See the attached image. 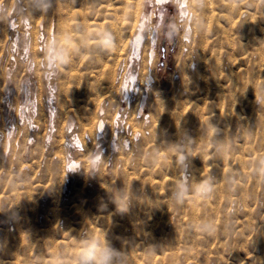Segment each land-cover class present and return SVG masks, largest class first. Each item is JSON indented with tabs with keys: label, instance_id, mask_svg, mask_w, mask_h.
<instances>
[{
	"label": "rangeland",
	"instance_id": "1",
	"mask_svg": "<svg viewBox=\"0 0 264 264\" xmlns=\"http://www.w3.org/2000/svg\"><path fill=\"white\" fill-rule=\"evenodd\" d=\"M56 1L59 2L55 3V0H33V2L32 0H0V264H192V261L199 264L197 260L200 261V264L203 262L204 264L205 262L206 264H264V261L261 260L262 257L259 258V256L264 258V245L262 243L264 242V238H262L264 237V176L262 177L264 175V128L261 129L258 126L259 119L264 124V68L262 66L264 59L259 60V58H264L262 56L264 55L262 52L264 51V43L261 42V40L264 41L262 39L264 36L262 35L263 24L261 18L263 17L261 15L264 7L262 6L263 10L259 7L262 4L264 5L263 0H257L255 3L254 0H250L251 5H245L250 10L244 6L246 11H252L249 14L253 15L258 12L257 15H254L256 17L254 18L258 20L259 24L261 23L260 25L257 20H250L249 16H247L249 20L246 17L247 23L245 22V25H241L237 22L239 20L235 19V23L229 27V23L224 20L223 13L226 15L231 11V14L235 17L238 13L235 8L236 3L247 0L238 2L235 0L233 2L236 14L233 12V7L232 9L230 7L225 9V2L221 3V0H211L208 4L207 8H212L214 15L219 11L216 16H219L218 20H220V24L222 23L221 27L225 28L229 34L232 33L231 38L233 41H239V44L234 41L229 45L222 40L219 41L220 33L212 26L214 25V28L220 27L219 23L216 22L218 20L209 19L210 24L207 23L208 29L205 28L204 32L207 39H204L206 41L202 42L203 45L201 44V48L206 51L201 50L198 52L204 53L203 55L208 58L206 61V63H209L207 64L208 67H210L212 61L211 70L204 66L202 59H199L202 53L198 55L197 50L201 48L197 49V46H193L196 45L195 40H198L197 15H199V11L197 9L199 10V6L196 5L198 1L187 0V11L182 12L177 0H163L162 3L159 0H133L132 2L129 0L132 6L139 7V9L143 7L141 10L147 17L149 15V20L146 17L145 26L143 25L141 28L143 31L141 33L145 35L142 36L138 51L132 55V58L128 60L129 62L127 61V66L123 71L121 70V78H118L124 80L125 75L129 74L134 77L133 81L126 79L128 86L122 90V93H118L117 104L110 103L105 99L100 101L102 109H96L97 116L103 121L101 134H98V129H94L95 131L89 134L88 131H83L82 126L78 124L80 118L82 123H85L86 121H83L88 120V117L92 115L89 113L90 104L87 103H92L89 100L93 98V92L87 88V85H84L86 81L88 84L89 81H91L90 83L93 82L94 79H92L90 70L94 71L96 62L91 59L92 50L88 48L86 50V44H88L86 39L88 41L89 38L91 41V38H96L98 33L102 35L105 29L104 21L106 20L105 24H108L120 15L115 17L113 12L106 11L112 8L109 4L113 1L110 0H71L70 4L67 3L70 0ZM208 1L201 0L202 4L205 2L206 5ZM216 1H218L219 6L220 3L224 6L222 5L223 7L220 6L221 8H219ZM25 2L27 4H24ZM138 4L140 5L138 6ZM90 5L92 8H89ZM102 7L106 10L104 11ZM79 9H83L84 13L83 10L80 12ZM222 10L225 12L222 13ZM86 12L87 14H85ZM84 14L88 16H83ZM140 15L137 14L138 17ZM62 16L64 22L61 20ZM82 17L88 18L90 21L88 19L82 21ZM104 17L105 19H103ZM97 19L101 22V25L103 24L102 26L99 21H96ZM211 20L212 22L214 20V22H210ZM221 21L224 22V25ZM254 22L255 24L252 25ZM10 23H12V26L9 25ZM82 23L86 25L83 26ZM8 26L12 27L13 30ZM61 26H64L69 34L67 32L63 33V30L62 33H58V27H60L61 32ZM241 26H244L245 29H242ZM214 30H216V33ZM241 30L244 31V35ZM8 31L11 32H9L10 35H7L9 34ZM233 31L236 33L233 34ZM35 34L36 36H34ZM215 34L218 36H214ZM81 35L82 37H80ZM209 35L210 37H208ZM250 35H252V40L249 37ZM79 38L80 40H78ZM209 38H213V40L210 39L211 42H208ZM214 38H217L218 43L214 41ZM249 39L252 42H248ZM241 41L245 43L242 44L245 45L243 49H241L242 46L237 48V45H241ZM258 41L262 44L259 45ZM78 43L81 44L78 45ZM208 43L212 45L209 44V46ZM253 43L262 46L263 49L258 48L257 45V48H255L256 46L254 47ZM233 44L236 46L234 47ZM217 45H223V49H227L224 51L221 48L222 46L217 47ZM33 46L37 49L35 53H33ZM228 47H234L235 56L233 50L231 49V52ZM62 49L63 51L66 49L68 53L66 51L64 53L68 55L63 54ZM151 49L154 53H151ZM214 49H216V55H214ZM239 50L241 56L238 55ZM70 52L71 54H69ZM244 52H246L244 54L246 58L248 56L247 59H244L245 56L242 57ZM210 53H212V57L215 56L213 57L216 58L215 62L220 60V56L222 58L220 62L222 61L223 65L226 64V66H222V63L218 61L222 67H220L221 71L213 68L215 63ZM260 53L262 54L260 55ZM208 55L210 59L207 57ZM225 55H228L227 57L231 56V60ZM238 56H240V60H237L239 59ZM252 57L253 61L251 60ZM64 58L69 62H65L67 60H64ZM259 61L263 62H260L263 70ZM200 64L202 66H198ZM255 64L259 65L257 69L252 67ZM194 65L197 70L194 69ZM223 67L227 69L225 70ZM251 67L256 70L254 71ZM231 68L235 71L232 72ZM243 68L248 70L242 72ZM250 68L252 69L251 72ZM237 69H242L240 70L241 73L237 71L238 76L235 75ZM200 70H203L201 76L204 74L203 76L206 77L202 76V78L200 76L202 80L198 76ZM230 71L234 73L233 78H231L232 73L230 77ZM216 72H218L217 75ZM220 73L221 75L218 76ZM148 75L151 76L150 83L147 82ZM210 75L211 78H208ZM251 75L254 76L253 81ZM88 78L91 80H88ZM249 78L251 82L248 80ZM208 80H210V83H208ZM217 80L219 84H216ZM232 80L233 83L227 85L226 81L229 84ZM240 80L243 84H240ZM245 80L248 84L250 82L254 86L256 92L260 93V98L258 95L255 96V92L249 90L248 86L246 87L248 84ZM244 82L246 85H244ZM143 83L145 84L143 85ZM197 83L201 85V89ZM203 84H205L204 88ZM219 85L221 87H218ZM197 86L198 88H196ZM229 86H231V91ZM143 87H145V90ZM239 87L241 88L240 93L244 96L243 101H241L242 95L238 93ZM141 88L143 89L141 90ZM216 89H219L218 92H220L218 93ZM228 89L229 92H227ZM233 89L236 90L233 91ZM89 92H91V95H89ZM231 92L232 94L235 92L233 96L236 93L235 96L239 94L241 96L240 100L232 95L229 96ZM142 94L146 95L144 101H141L144 97ZM153 94L156 96L159 94L162 100L167 101L165 105L170 108V112L173 111L174 114L179 113L185 117L182 120L184 123L182 124L184 126L182 131H174L171 120H168L169 117L163 115L160 117L162 122L161 134L150 137L153 123L152 115L155 116L152 104ZM219 94L220 96H218ZM223 94H225V97ZM81 96H84L85 99ZM149 96H151L150 99ZM90 97L92 98L90 99ZM229 97H232V99ZM86 98L87 101H85ZM227 99H229V104L226 103ZM252 99L254 105L251 104ZM74 102L79 103V106L81 105V107L78 106L79 109L76 108L79 118L74 116L72 119L62 118L64 116L59 112L61 107L65 106V111L69 108L73 109ZM142 102V112L137 114L138 107ZM240 102L241 104H237ZM255 102L258 103V106ZM225 103L228 106L227 108ZM82 106L85 107L82 108ZM173 107H175L174 110H171ZM221 109L222 113L219 111ZM183 111L185 115L182 113ZM208 111L213 120L208 115ZM188 113H190V116ZM221 114H224L227 118ZM131 117L138 123L135 124V121L130 123ZM170 117L173 118V116ZM222 118L225 120L220 122ZM63 120L66 122L64 123ZM131 124H135V126ZM62 125L65 129L63 130L64 133L60 128H63ZM208 126L210 127L208 128ZM222 126L223 130H221ZM218 127L219 130L224 132V136L229 141L225 144L223 153H219L217 140L213 138L214 135L212 136L213 133H211L215 129L218 132ZM133 130L138 131V134ZM60 131L63 135L60 134ZM65 133L69 137H66ZM59 136L62 137V140ZM30 141L32 142L30 143ZM137 143H143V147H136ZM82 145L87 146L85 149L89 147L91 153L96 156L93 164H90L88 168H84L82 161H80L81 153L85 150ZM257 153H262V155L258 156ZM60 155L67 160L69 158V161L74 163L73 169L62 173L63 176L59 171ZM247 157L248 164H246ZM260 157L261 160L258 161ZM235 158L237 159L235 160ZM175 161L180 162L179 167ZM170 164H176L177 170L179 172L183 170V173H181H185L186 178L183 183L185 185L181 188L182 193L181 190L172 192L170 186L163 180V177L169 171ZM223 166L230 168L231 175L229 177L232 178H229L231 184L228 186V195L234 198L235 200H231L236 203L229 200L231 197L228 201L225 198L223 199L220 194L217 197L215 194L211 195L205 187L207 183L218 184L220 182ZM217 167L218 172H214V170L211 172L213 168ZM233 169L235 172H233ZM240 169H243L245 174H242ZM249 171H253V174ZM191 173L193 176H191ZM251 174L255 179L250 176ZM248 176L249 178H247ZM154 179L158 181L160 187ZM190 179L194 181L191 182ZM160 181L164 182V185ZM197 181L199 184H197ZM234 181L239 187L233 184ZM187 182L192 183L191 188L188 187L189 183L187 185ZM243 189L246 195L243 193ZM198 190L201 194L197 193ZM187 194L191 197L190 200H185ZM121 198L127 201L128 208L125 213H120L117 208L116 201ZM225 200L228 207L224 203ZM155 201H158L157 205L154 204ZM212 205L213 208H211ZM216 206L221 209H217ZM169 207L170 209H168ZM241 209H245L246 212L240 211ZM207 210L208 212H206ZM192 211L193 214H191ZM187 212L188 215H186ZM209 212L210 214L212 212V214L208 221ZM214 214H218V216ZM165 216H167V220L164 221L163 217ZM211 219L215 220L212 221ZM245 220L249 221L250 224L244 225L246 224ZM252 220L255 222H252ZM182 221L183 224H181ZM254 223L255 226H253ZM200 224H204V228L199 229ZM198 229L201 231H198ZM259 229H261V232H256ZM189 233L190 235H188ZM260 233L262 234L260 235ZM251 237L253 238L251 239ZM255 240L256 242L259 240L258 243H260L255 244ZM100 245H103V250L98 251L93 256V250L99 249ZM256 246L263 247L260 249ZM188 251H191L189 255ZM193 258L194 260H192Z\"/></svg>",
	"mask_w": 264,
	"mask_h": 264
},
{
	"label": "bare ground",
	"instance_id": "2",
	"mask_svg": "<svg viewBox=\"0 0 264 264\" xmlns=\"http://www.w3.org/2000/svg\"><path fill=\"white\" fill-rule=\"evenodd\" d=\"M90 1V0H89ZM94 1H99V0H94ZM109 1V0H108ZM111 2H107V3H111V4H109V6H111L112 8L110 9V10H106V9H104V7H102V9H104V11L106 10V11H109V12H113V14H114V16L116 17L117 15H120V16H118L117 17V19H115V20H113L114 19V17H113V19H111V20H113V21H111L110 23L108 22V20H107V22H108V24L106 23L105 24V21H104V25H105V29L103 30L104 31V33L102 34V35H99V33L97 34V36H96V38L94 37V39H92L91 38V41L89 40V38H88V41H87V39H86V43H88V44H86V50H87V48L88 49H91L92 50V60H94L95 62H96V64H95V67H94V71H92V70H90L91 71V74H92V79H94L93 80V82L92 83H90L91 81H89V84L87 83V81H86V83H85V85L84 86H86L87 85V88L88 89H90L91 90V92H93V98L92 97H90V99L91 100H89L90 102H92V103H87V104H90L89 106L91 107V109L89 110V113L90 114H92L91 115V117L89 116H87L89 119L88 120H84L83 122H85V123H82V120H80L79 119V121H78V124H80L81 126H82V129H83V131H85V132H89V134L91 133H93L95 130L94 129H98L97 131L99 132L98 134H101V130H102V126H103V121L101 120V119H99V117L97 116V112H96V109H102V107H101V105H100V101L101 100H107L108 102H110V103H116L117 104V102H116V98L118 97V93H122V90H124V89H126V86H128V84H127V81H126V79L127 80H131V82L133 81V78L134 77H132L131 75H129V74H127V75H125V77H124V80H120V79H118V78H121V70L123 71V69L125 68V66H127V61L128 60H130L131 58H132V55H134V53L136 54V52L138 51V49H139V46L141 45V40H142V36L143 35H145L144 33L142 34L141 33V28H142V26L145 24L144 23V21H145V18L147 17L146 16V14L141 10V9H139V7H136V6H132L131 5V3H129V0H110ZM133 0H131V2H132ZM159 1H161V0H159ZM186 1L187 0H177V2H178V6H180V10L182 11V12H185V11H187L186 9L188 8V6L186 7ZM196 1H198V3L196 4L197 6H199V10L197 9V11H199V15H197L198 16V27H197V29H198V40H195V42H196V45H193V46H197V49L200 47L201 48V44H202V42L203 41H206V40H204V39H207V37H206V33L204 34V32H205V28L206 29H208L207 28V23H209L208 21H209V19L211 18V19H213L214 18V20L216 19V20H218L219 18V16H216L218 13H219V11H218V13L216 14V15H214L213 14V12H212V8H207V6H208V4L211 2V0H209L208 1V3H207V5H206V3L204 2V4H202V2H201V0H196ZM200 1V2H199ZM238 1H241V0H237L236 2H238ZM32 2H33V0H32ZM57 2H59V1H56L55 0V3H57ZM61 2V1H60ZM67 2V1H66ZM65 2V3H66ZM101 2V1H100ZM106 2V1H105ZM194 2V1H193ZM217 3H218V1H216ZM216 2H215V4H216ZM223 2H225L224 3V5H225V9H226V7H230V9H232V7H233V12H235V10H234V7L236 8V12H238L237 13V15L234 17L233 16V14H231V11L229 12V13H227L226 15L223 13V12H225V11H223L222 10V13H223V15H224V17L223 16H220V17H223L224 18V20L225 21H227L228 23H229V27H230V25H232V24H234L235 23V19H238L239 21H237V22H239L241 25H245V22H246V17L247 16H249V18H251L250 20H257V19H255L256 17L254 16V15H257V13L258 12H256V13H254L253 15L252 14H249V12L248 11H246V9H245V7H247V6H245V5H248V4H250L251 5V1L250 0H247V1H245V2H240V3H236V5L235 4H233V2H235V0H221V3H223ZM255 2H257V0L255 1L254 0V3ZM263 2H264V0H263ZM67 3H71V0H70V2H67ZM79 3V2H78ZM84 3V2H83ZM91 3V2H90ZM221 3H220V6H222L221 5ZM261 3V2H260ZM24 4H27L26 2L24 3ZM38 4V3H37ZM80 4V3H79ZM100 4V3H99ZM105 3L103 2V5H104ZM133 4V3H132ZM39 5V4H38ZM59 5H60V3H59ZM66 5H68V4H66ZM65 5V6H66ZM84 5H85V3H84ZM92 5V4H91ZM90 5V6H91ZM101 5H102V3H101ZM101 5H99V6H101ZM102 5V6H103ZM140 4H138V6H139ZM195 5V4H194ZM223 5V6H224ZM235 5V6H234ZM261 5V4H260ZM34 6V5H33ZM40 6V5H39ZM80 6V5H79ZM86 6V5H85ZM98 6V7H99ZM107 6V5H106ZM143 6V5H142ZM211 6V5H210ZM213 6V5H212ZM217 6H219V3H218V5ZM219 6V8H221ZM222 6V7H223ZM245 6V7H244ZM254 6V5H253ZM264 7V5L262 4L261 6H259V7H261V10H263V7ZM53 7V6H52ZM67 7V6H66ZM70 8H71V6H69ZM97 7V6H96ZM141 7V6H140ZM214 7V6H213ZM251 7V6H250ZM34 8V7H33ZM41 8V7H40ZM58 8V7H57ZM61 8H63L62 6H61ZM89 8H92V6L91 7H89ZM95 8V7H94ZM94 8H93V10H94ZM244 8V9H243ZM248 8V7H247ZM60 9V8H59ZM71 9H73V7L71 8ZM71 9H70V12H71ZM84 9V8H83ZM83 9H79L80 10V12H82L81 10H83ZM100 9H101V7H100ZM214 9V8H213ZM249 10H250V8H248ZM259 10H260V8H258ZM257 9V10H258ZM41 10H42V8H41ZM40 10V11H41ZM53 10V9H52ZM56 11H58L57 9H55ZM92 10V9H91ZM229 10V9H228ZM252 10V9H251ZM261 10H260V12H261ZM73 11V10H72ZM253 11H255V10H253ZM64 12H65V9H64ZM68 12H69V10H68ZM91 12V11H90ZM95 12V11H94ZM97 12V11H96ZM236 12H235V14H236ZM30 13V12H29ZM32 13V12H31ZM56 13H58V12H56ZM60 13V12H59ZM67 13V12H66ZM65 13V14H66ZM74 13V12H73ZM72 13V14H73ZM83 13H84V10H83ZM101 13V12H100ZM250 13H252V11L250 12ZM263 13H264V10H263V12H262V15L261 16H263V17H261L262 18V24H263V27H262V29H263V33H262V35L264 36V15H263ZM63 14V13H62ZM71 14V13H70ZM81 14V13H80ZM85 14H87V12L85 13ZM83 15V16H88V15ZM97 14H98V12H97ZM104 14V13H103ZM109 14V13H108ZM108 14H107V16H108ZM137 14H141L140 15V17H138L137 16ZM60 15H61V13H60ZM79 15V14H78ZM148 15V14H147ZM64 16V15H63ZM62 16V21H63V17ZM66 16V15H65ZM81 16H82V14H81ZM95 16V15H94ZM112 16V15H111ZM111 16H110V18H111ZM216 16V17H215ZM259 16H260V13H259ZM56 17V16H55ZM58 17V16H57ZM98 17L100 18V16L98 15ZM148 17H149V15H148ZM148 17H147V19H148ZM255 17V18H254ZM66 18V17H65ZM102 18V17H101ZM56 19V18H55ZM79 19V18H78ZM83 19H88V18H83L82 17V21H83ZM103 19H105V17L103 18ZM222 19V18H221ZM59 20V19H58ZM57 20V21H58ZM64 20H66V19H64ZM89 20V19H88ZM91 20H92V17H91ZM102 20V19H101ZM149 20V19H148ZM214 20H213V22H214ZM247 20H249L248 19V17H247ZM90 21V20H89ZM96 21H99L98 19L96 20ZM116 21V22H115ZM220 20H218V21H216V22H218L219 23V25H220V27H217V28H214V25H212L213 26V29H216L217 30V32H219L218 34L220 35V40L219 41H224V43H226V44H232L234 41L232 40V33H230L229 34V32L227 31L226 32V29L225 28H223V27H221L222 25V23L220 24V22H219ZM12 22V21H11ZM64 22V21H63ZM62 22V23H63ZM100 22V21H99ZM210 22H212V20L210 21ZM212 22V23H213ZM221 22H223V21H221ZM253 22V21H252ZM35 23V22H34ZM55 23H56V20H55ZM59 23H61V22H59ZM59 23H57V24H59ZM79 23V22H78ZM85 23V22H84ZM84 23H82V25L83 26H85L86 24H84ZM86 23H88L87 21H86ZM103 23V22H102ZM238 23V24H239ZM247 23V22H246ZM251 23V22H250ZM257 23L259 24V22H258V20H257ZM12 23H10L9 25L10 26H12L11 25ZM63 24H65V23H63ZM210 24V23H209ZM217 24V23H216ZM249 24V23H248ZM255 24V22L254 23H252V25H254ZM261 24V23H260ZM259 24V25H260ZM100 25H101V22H100ZM103 25V24H102ZM101 25V26H102ZM218 25V24H217ZM223 25H224V22H223ZM251 24H250V26H252ZM10 26H8V28L10 27ZM60 26V25H59ZM68 26V25H67ZM78 26V25H77ZM81 26V25H80ZM88 26V25H87ZM145 26V25H144ZM227 26H228V24H227ZM238 26V25H237ZM97 27V26H96ZM215 27H216V25H215ZM225 27V26H224ZM228 27V28H229ZM244 26H241V28L242 29H245V28H243ZM253 27V26H252ZM11 29H12V27H10ZM69 28V27H68ZM85 28V27H84ZM90 28V27H89ZM232 29H233V27H231ZM251 28V27H250ZM259 28V27H258ZM53 29V28H52ZM86 29V28H85ZM100 29V28H99ZM102 29V28H101ZM144 29V28H143ZM211 29H212V27H211ZM225 29V30H224ZM231 29V30H232ZM252 29V28H251ZM259 29H261V28H259ZM9 30V29H8ZM13 30V29H12ZM62 30H63V33L64 32H67L68 33V30L66 31V29L64 28V26H61V32H60V27H58V33H62ZM216 30H214L215 31V33H216ZM231 30H229V31H231ZM240 30V29H239ZM254 30V29H253ZM54 31V30H53ZM70 31H72V30H70ZM82 31V30H81ZM88 31V30H87ZM87 31H86V33H87ZM90 31H91V29H90ZM93 32H96V31H94V30H92ZM242 31V32H241ZM240 32L243 34L244 33V31L243 30H241ZM10 31H8L7 33H9ZM31 32V31H30ZM56 32V31H55ZM55 32H54V34H55ZM101 32V31H100ZM143 32V31H142ZM210 32H211V30H210ZM209 32V33H210ZM232 32V31H231ZM246 32V31H245ZM11 33V32H10ZM10 33L9 34H7V35H10ZM85 33V35L88 37V35ZM234 33H236V32H234L233 31V34ZM5 34V33H4ZM12 34H13V32H12ZM52 34H53V32H52ZM69 34V33H68ZM81 34H83V33H81ZM212 34H213V32H212ZM212 34H210V35H212ZM222 34H224L223 36H222ZM241 34V35H242ZM255 34V33H254ZM62 35V34H61ZM210 35L208 36V37H210ZM244 35V34H243ZM6 36V35H5ZM34 36H36V34L34 35ZM60 36V35H59ZM63 36V35H62ZM61 36V37H62ZM84 36V35H83ZM197 36V35H196ZM213 36V35H212ZM211 36V37H212ZM214 36H216V34L214 35ZM218 36V35H217ZM216 36V37H217ZM257 36V35H256ZM60 37V38H61ZM65 37V36H64ZM80 37H82V35L80 36ZM144 37V36H143ZM153 37V36H152ZM205 37V38H204ZM249 37H251V40L253 39L252 38V35H250ZM248 37V38H249ZM254 37V36H253ZM259 37V36H258ZM35 38V37H34ZM197 38V37H196ZM262 38V36L260 37V39ZM56 39H57V35H56ZM152 39V38H151ZM210 39L211 38H209L207 41L209 42L210 41ZM215 40L214 41H216V43H218V40H216L217 38H214ZM219 39V38H218ZM246 39V38H245ZM260 39L258 38V40L260 41ZM262 39H264V38H262ZM62 40V39H61ZM78 40H80V38L78 39ZM211 40H213V38L211 39ZM254 40H256V39H254ZM57 41V40H56ZM83 41H84V39H83ZM90 41V42H89ZM105 41H110V43H105ZM152 41H155V40H152ZM258 41V44L259 45H261L260 44V42ZM211 42V41H210ZM235 42H239L238 40H236ZM248 42H252V41H250V39L248 40ZM261 42H263L264 43V41L263 40H261ZM34 44H36L35 42H33ZM57 43V42H56ZM205 43V42H204ZM207 43V42H206ZM215 43V44H216ZM236 43V44H237ZM257 43V42H256ZM33 44V45H34ZM81 43H78V45H80ZM210 43H208L207 45H209ZM215 44H213V45H215ZM220 44V43H219ZM235 44V43H234ZM233 44V45H234ZM239 44V43H238ZM242 44H245V43H242V41H241V45H237V48L238 47H240L241 48V46H242V48L241 49H243V46H245V45H242ZM203 45V44H202ZM210 45H212V44H210ZM209 45V46H210ZM257 45V44H256ZM256 45H254V43H253V46L255 47ZM259 45H257L258 46V48L260 47ZM36 46V45H35ZM219 46H222L221 48L223 49V45H219ZM218 45H217V47H219ZM236 45H234V47H235ZM252 46V45H251ZM257 46L255 47V48H257ZM67 47V46H66ZM84 47V46H83ZM82 47V48H83ZM203 47V46H202ZM225 47V46H224ZM227 47V46H226ZM230 47V46H229ZM228 47V48H229ZM233 47V48H234ZM262 47V46H261ZM260 47V48H261ZM31 48V47H30ZM78 48H79V46H78ZM196 48V47H195ZM215 48H216V46H215ZM233 48H229L230 50L232 49L233 50ZM237 48H236V50H237ZM263 48H264V46H263ZM263 48H261V49H263ZM32 49H33V53H35L36 51L35 50H37V49H35V47L33 46L32 47ZM84 49H85V47H84ZM211 49H213V48H211ZM211 49H210V51H211ZM218 49V48H217ZM227 49V48H226ZM225 49V50H226ZM240 49V50H241ZM153 49H151V53H154L153 51H152ZM201 50H203L202 48L199 50H197V53H199L198 51H201ZM219 50V49H218ZM224 50V49H223ZM224 50V51H225ZM232 50H231V52H232ZM239 50V51H240ZM264 50V49H263ZM65 51L67 52V50L65 49ZM65 51H63V49H62V52H63V54H66V53H64ZM68 51H69V48H68ZM75 51V50H74ZM194 51H196L195 49H194ZM206 51V50H205ZM204 50H203V52H205ZM209 51V52H210ZM213 51H215V54L214 55H216V49H214ZM220 51V50H219ZM234 51H235V49L233 50V55L235 56V54H234ZM238 51V50H237ZM242 52H243V50H241ZM241 51H240V53L238 54V55H240L241 56ZM245 51V50H244ZM255 51V50H254ZM259 51V50H258ZM212 52V51H211ZM222 52V51H221ZM221 52H220V54H221ZM228 52V51H227ZM230 52V51H229ZM246 52H247V54H248V51H247V48H246ZM246 52H244V53H242L243 55H242V57H244L245 55L244 54H246ZM251 52H253V51H251ZM263 53H264V51H262ZM68 53V52H67ZM197 53H195V55H197ZM200 53H202V52H200ZM200 53L198 54V55H200ZM219 53V52H218ZM236 53V52H235ZM56 54V53H55ZM69 54H71V52L69 53ZM204 53H202V55L200 56V58L199 59H202V61H203V63H204V66H207V64H209V63H206V61L208 60V58H206L204 55H203ZM206 54H208V53H206ZM225 54H226V52H225ZM258 54H259V52H258ZM262 53H260V55H261ZM32 55V54H31ZM37 55V54H36ZM66 55H68V54H66ZM65 55V56H66ZM198 55H197V57H198ZM212 55V53H210V56ZM222 55V54H221ZM233 55H232V57H233ZM249 55V54H248ZM254 55V54H253ZM39 56H40V54H39ZM70 56V55H69ZM224 56V55H223ZM226 56V55H225ZM228 56V55H227ZM226 56V57H227ZM230 56V55H229ZM240 56H238L239 57V59H237V60H240ZM250 56H251V54H250ZM262 56H264V55H262ZM196 57V58H197ZM207 57H209V55L207 56ZM212 57V56H211ZM213 57H215V56H213ZM212 57V58H213ZM231 57V56H230ZM230 57H227L228 59L230 58ZM237 57V56H236ZM36 58V57H35ZM37 58H38V55H37ZM129 58V59H128ZM219 58H220V60L222 59L220 56H219ZM225 58V57H224ZM247 58H248V56H247ZM246 58V56H245V58L244 59H247ZM259 58V57H258ZM257 58V59H258ZM209 59H210V57H209ZM216 59V58H215ZM215 59L213 58V60H214V63H215V66H213V68L215 69V70H220L221 71V69H220V63H222V66H226V64H224L223 65V62L221 61L220 62V60H217V62H215ZM227 59V60H228ZM233 59H234V57H233ZM243 59V60H244ZM264 58L262 57V58H259V60H263ZM35 60V59H34ZM64 60H67V59H65L64 58ZM92 60L90 61L89 59H88V61H90V62H92ZM230 60H231V58H230ZM229 60V61H230ZM235 60V59H234ZM236 60V61H237ZM242 60V59H241ZM249 60V59H248ZM252 61L254 60L253 59V57H252V59H251ZM32 61H33V59H32ZM220 63H219V62ZM233 61V60H232ZM231 61V62H232ZM245 61V60H244ZM244 61H243V64H244ZM247 61V60H246ZM65 62H69V60H67V61H65ZM129 62V61H128ZM260 62L261 63H263L262 61H259V64H260ZM211 63H212V61L210 62V67H208L207 66V68H210L209 70H211ZM213 63V64H214ZM228 63V62H227ZM230 63V62H229ZM237 63V62H236ZM255 63V62H254ZM94 64H92V65H94ZM196 64V63H195ZM230 64H232V63H230ZM230 64H229V66H230ZM240 64V63H239ZM246 64V63H245ZM237 65V64H236ZM241 65V64H240ZM198 66H202V64H200V65H198ZM203 66V67H204ZM232 66V65H231ZM255 66H257V64H255L254 66H252L253 68H258L259 67V65L257 66V67H255ZM263 66V68H264V64L262 65ZM262 66H261V64H260V67H261V69H262ZM234 67V66H233ZM237 67V66H236ZM251 67V68H252ZM92 68V67H91ZM90 68V69H91ZM198 68H200V67H198ZM205 68V67H204ZM222 68V67H221ZM223 68H225V67H223ZM227 68H228V66H227ZM227 68H225V70L227 69ZM235 68V67H234ZM240 68H242L241 66H240ZM250 68V72H251V70L253 69H251ZM191 69H193V67H191ZM194 69H195V65H194ZM206 69V68H205ZM247 69V68H246ZM246 69L244 70V68H243V71L242 72H244V71H246ZM256 69H253L254 71L256 70ZM195 70H197V69H195ZM229 70V69H228ZM228 70H227V74H228ZM231 70H232V68H231ZM240 70H242V69H240ZM240 70H236V76H238L237 74V71H239L240 73H241V71ZM248 70V69H247ZM263 70V69H262ZM203 71V70H202ZM201 70L199 71V73H200V75H199V73H198V76H199V78H200V76H201V72H202ZM204 71H206V70H204ZM207 71H208V69H207ZM223 71V70H222ZM235 71V70H234ZM233 70H232V72H234ZM264 71V70H263ZM210 72V71H209ZM231 71H230V77H231V73H232ZM248 72V71H247ZM205 73V72H204ZM211 73V72H210ZM214 73V72H213ZM217 73L218 72H216L215 74L217 75ZM252 73H253V75H254V72L252 71ZM223 74V73H222ZM234 73H232V77L231 78H233L234 77V75H233ZM243 74V73H242ZM190 76L192 75V73L191 74H189ZM204 74H202V76H203ZM221 75V73L218 75V76H220ZM241 75V74H240ZM201 76V77H202ZM213 76H215V75H213ZM252 76V75H251ZM89 77L91 78V76H90V73H89ZM146 77H147V75H146ZM145 77V78H146ZM151 77V76H150ZM149 77V75H148V79H147V82L148 83H150L151 82V78ZM203 77H205V76H203ZM202 77V78H203ZM224 77H225V75H224ZM90 78H88V80L90 79ZM198 78V77H197ZM206 78V77H205ZM208 78H211V75H210V77H208ZM207 78V79H208ZM217 78V77H216ZM226 78V77H225ZM224 78V79H225ZM231 78H228V79H231ZM236 78V77H235ZM238 78V77H237ZM251 78V77H250ZM250 78L248 79L249 81H250ZM190 79V77L188 78V80ZM222 79V78H221ZM240 79V78H239ZM254 80V76H252V78H251V80ZM87 80V79H86ZM91 80V79H90ZM200 80H202L201 78H200ZM199 80V81H200ZM205 80V79H204ZM213 80H216V79H213ZM233 80H235V79H233ZM233 80H232V82H229V84H228V82L226 81V83H227V85H230V84H232L233 83ZM237 80V79H236ZM235 80V81H236ZM242 81H243V79H241ZM241 80H240V84L242 83L243 84V82H241ZM252 80V81H253ZM153 81V80H152ZM209 82L208 83H210V80H208ZM230 81V80H229ZM239 81V80H238ZM246 81V80H245ZM197 82V81H196ZM196 82H195V84H196ZM207 82V81H206ZM247 82V81H246ZM251 82V81H250ZM250 82H249V84H248V82H247V84L248 85H246V83L244 82V85H246V87L249 89V90H251V91H253V92H255L254 94H255V96H257L258 95V97L260 98V96L261 95H259L260 93H258V92H256L257 90H255L254 89V86L252 85V84H250ZM134 83V82H133ZM132 83V84H133ZM187 83H188V81H187ZM191 83V82H190ZM202 83H204L203 81H202ZM139 84V83H138ZM145 83H143V85H144ZM194 84V83H193ZM198 84V86H199V88H200V84L199 83H197ZM216 84H219L218 83V80H217V83ZM235 84H236V82H235ZM238 84V83H237ZM130 85H131V83H130ZM134 85V84H133ZM148 85V84H147ZM150 85V84H149ZM188 85V84H187ZM209 85V84H208ZM220 85H222L221 83H220ZM218 86V87H221V86ZM243 85V86H244ZM137 86V85H136ZM152 87H153V85H151ZM198 86L196 87V88H198ZM204 86H205V84H203V88H204ZM225 86V85H224ZM232 86H234V85H232ZM236 86V85H235ZM242 86V87H243ZM185 87H186V85H185ZM191 87V86H190ZM189 87V88H190ZM207 87V86H206ZM217 86H216V88H218ZM227 87V86H226ZM231 86H229V88H230ZM144 88V90H145V87H143ZM143 88H141V90L143 89ZM203 88H202V90H203ZM228 88V87H227ZM233 88V87H232ZM235 88V87H234ZM245 88V87H244ZM148 89H149V86H148ZM151 89V88H150ZM156 89V88H155ZM186 89V88H185ZM195 89V88H194ZM201 89V88H200ZM206 89V88H205ZM208 89V88H207ZM222 89V88H221ZM220 89V90H221ZM224 89H226V88H224ZM237 89V88H236ZM236 89H233V91L234 90H236ZM240 87H239V94L240 95H242V93H240ZM247 89V90H248ZM138 90V92H140L139 91V89H137ZM143 90V91H144ZM217 90V89H216ZM219 90V89H218ZM218 90H217V92H218ZM244 90V89H243ZM246 90V89H245ZM121 91V92H120ZM143 91H141V92H143ZM155 91V90H154ZM153 91V92H154ZM205 91H207V90H205ZM204 91V92H205ZM226 91V90H225ZM230 91H231V88H230ZM91 92H89L90 94L89 95H91ZM146 92V91H145ZM188 92V91H187ZM201 92V91H200ZM216 92V91H215ZM220 92V91H219ZM218 92V93H219ZM227 92H229V89H228V91ZM241 92H243L242 90H241ZM157 93H158V91H157ZM217 93V94H218ZM225 93V92H224ZM235 93V92H234ZM233 93V94H234ZM257 93V94H256ZM149 94V93H148ZM155 94V93H154ZM153 94V96H154V98H153V101H152V104H153V109H154V111H155V116L154 115H152V117H153V123H152V125H151V130L150 131H152V133H151V135H150V137H152V136H156L157 134H161V121H160V117H162L163 115H164V117H169V121L172 123V127H173V129H174V131H176V132H180V131H182L183 130V128H184V126L182 125V124H184L183 123V121L182 120H184V118L185 117H183V115L182 114H179V113H177V114H174L173 113V111H171L170 112V108L167 106L166 107V103H167V101L165 102L164 100H162L161 99V96L158 94L157 96L156 95H154ZM188 94L190 95V93L188 92ZM221 94V93H220ZM220 94L218 95V96H220ZM226 94V93H225ZM225 94H223V96L225 95ZM228 94H230V93H228ZM233 94H232V92H231V94L229 95V96H233ZM237 94V93H236ZM235 94V95H236ZM238 94V95H239ZM146 95H147V93H146ZM146 95L144 96L143 94H142V96H144V97H142V99H141V101L143 100L144 101V98L146 97ZM150 95V94H149ZM233 96V97H235L236 99H239V98H241V96L239 97L238 95L237 96ZM244 95H245V92H244ZM84 96H87V95H84ZM84 96H81V97H83V99H85L84 98ZM252 96V98H253V94L251 95ZM138 97V96H137ZM140 97V96H139ZM222 97V96H221ZM225 97V96H224ZM226 97H228L227 95H226ZM243 95H242V100L241 101H243ZM246 97V96H245ZM78 98V97H77ZM151 98V96H149V99ZM178 98V97H177ZM230 98V97H229ZM255 98V97H254ZM79 99V98H78ZM82 99V100H83ZM179 99H180V97H179ZM202 99V98H201ZM222 99L224 100V98L222 97ZM230 99H232V97L230 98ZM234 99V98H233ZM256 99V98H255ZM178 100V99H177ZM203 100V99H202ZM219 100V99H218ZM221 100V99H220ZM229 99H227L226 100V103L228 102V104H229V101H228ZM240 100V99H239ZM253 100V99H252ZM251 100V101H252ZM84 101V100H83ZM85 101H87V98H86V100ZM84 101V102H85ZM137 101H139V100H137ZM140 101V102H141ZM179 101H181V100H179ZM195 101V100H194ZM198 101H199V97H198ZM246 101V100H245ZM249 101H250V99H249ZM80 102V101H79ZM219 102V101H218ZM221 102V101H220ZM224 102V101H223ZM234 102H235V99H234ZM83 103V102H82ZM138 103V102H137ZM226 103H225V105H226ZM232 103V102H231ZM246 103V102H245ZM251 103V102H250ZM254 103V100H253V102L251 103L252 105H254L253 104ZM256 103V102H255ZM74 104V108L73 109H71V108H67L68 110L67 111H65V109H64V107H61V109H60V111L59 112H61L60 114H62V116H64V117H62L61 115V117L62 118H71L72 119V117L74 116V117H78L77 115V113H78V111H77V107L79 106L78 104L79 103H77V102H74L73 103ZM86 104V103H85ZM221 104H222V102H221ZM235 104H236V102H235ZM237 104H241V102L240 103H237ZM248 104V103H247ZM257 104V106H258V103H256ZM83 105V104H82ZM242 105H243V102H242ZM241 105V106H242ZM250 105V104H249ZM85 106H87V105H85ZM85 106H82V108L83 107H85ZM178 106V105H177ZM183 106V105H182ZM219 106H221L220 104H219ZM218 106V108H220ZM240 106V107H241ZM73 107V106H72ZM79 107H81V105L79 106ZM79 107H78V109H79ZM180 107V106H179ZM224 107V106H223ZM228 106L226 105V108H227ZM142 108H143V102L142 103H140V105H139V107H138V111H137V114H141V112H142ZM169 108V109H168ZM172 108V107H171ZM174 108L175 107H173V109H171V110H174ZM222 108V107H221ZM225 108V107H224ZM223 108V109H224ZM226 108H225V110H226ZM76 109V110H75ZM217 111H218V109H216ZM176 111V110H175ZM174 111V112H175ZM213 111V110H212ZM215 111V110H214ZM213 111V112H214ZM220 111V113H222L221 111H222V109L221 110H219ZM178 112V111H177ZM180 112H181V110H180ZM209 112V111H208ZM224 112H227V111H224ZM173 113V114H172ZM176 113V112H175ZM183 114H184V111L182 112ZM186 113V112H185ZM218 113V112H217ZM216 113V114H217ZM219 113V114H220ZM228 113V112H227ZM227 113H225V114H227ZM116 114H117V111H116ZM187 114V113H186ZM189 114V116H190V113H188ZM215 114V115H216ZM238 115H239V113H237ZM185 115V114H184ZM206 115V114H205ZM204 115V116H205ZM208 115H210V112L208 113ZM214 115V116H215ZM222 116H224L225 117V115L224 114H221ZM170 116H173V118L172 117H170ZM186 116H188V115H186ZM188 116V117H189ZM202 116V115H201ZM60 117V118H61ZM145 117V116H144ZM151 117V118H152ZM206 117H207V115H206ZM205 117V118H206ZM212 117V115H210V118ZM216 117V116H215ZM217 117H218V115H217ZM79 118V117H78ZM171 118V119H170ZM187 118V117H186ZM190 118V117H189ZM196 118V117H195ZM208 118V117H207ZM209 118V119H210ZM219 118V117H218ZM217 118V119H218ZM225 118H227V117H225ZM243 118V117H242ZM113 119H114V116H113ZM204 119V118H203ZM212 119V118H211ZM216 119V120H217ZM241 119V118H240ZM167 120V118L165 119V121ZM213 120V119H212ZM219 120H221V119H219ZM225 120V119H224ZM223 120V118H222V120L220 121V122H222V121H224ZM130 121V123L131 122H133V121H135V120H133L132 119V117H131V119L129 120ZM241 122H242V119L240 120ZM63 122H64V120H63ZM66 122V121H65ZM64 122V123H65ZM136 122L137 121H135V124H136ZM156 122V123H155ZM129 123V124H130ZM138 123V122H137ZM170 123V124H171ZM186 123V122H185ZM135 124H133L134 126H135ZM166 124H167V122H166ZM132 125V124H131ZM132 125V126H133ZM63 126V125H62ZM168 126H169V124H168ZM258 126H260L261 127V129H263L264 128V124H263V122L262 121H260V119H259V122H258ZM164 127V126H163ZM206 127V126H205ZM210 126H208V128H209ZM220 128H221V125L219 126ZM218 127V129L217 130H219L220 128ZM61 128V131H63V130H65L64 129V126H63V128L62 127H60ZM212 128H214L213 126H212ZM80 129V128H79ZM59 130V129H58ZM216 130V129H215ZM215 130H210V131H212L211 133H213L212 134V136H213V138L214 139H216L217 140V145L219 146V153H223V148H224V146H225V144H227V143H229V141L227 140V138L224 136V132L223 131H221V130H223V126H222V129L221 130H219L218 132L217 131H215ZM60 131V134H62V132ZM81 131V130H80ZM82 131V132H83ZM96 131V132H97ZM204 131V130H203ZM209 131V132H210ZM225 131V130H224ZM262 131V130H261ZM57 132H59V131H57ZM84 132V133H85ZM133 132H135V133H137L138 134V131H136V130H133ZM160 132V133H159ZM206 132V131H205ZM208 132V133H209ZM263 132V131H262ZM63 133H64V131H63ZM163 133V132H162ZM88 134V135H89ZM116 134V133H115ZM136 134V135H137ZM63 135V134H62ZM67 134L65 133V136H66ZM114 135V134H113ZM133 135H134V133H133ZM90 136V135H89ZM99 136H101V135H99ZM64 137V136H63ZM66 137H69V136H66ZM114 137V136H113ZM162 137V136H161ZM58 138V137H57ZM59 138H60V136H59ZM62 138V137H61ZM60 138V139H61ZM163 138H165V137H163ZM65 139V138H64ZM58 140V139H57ZM62 140V139H61ZM61 140H60V142H61ZM67 140V139H66ZM59 141V140H58ZM59 142V143H60ZM56 143V142H55ZM87 143V142H86ZM61 144H63V143H61ZM83 145H84V143H82ZM88 144V143H87ZM82 145V146H83ZM143 145V143H137V146L136 147H138V148H140L141 146ZM84 147V146H83ZM85 147H87V146H85ZM85 147H84V149H85ZM143 147V146H142ZM83 149V150H84ZM262 149H263V147H262ZM261 149V150H262ZM264 150V149H263ZM262 152V151H261ZM82 157H81V159H80V161H82V164L84 165V168H88V166L90 165V164H93V162H94V159L96 158V156H94L93 155V153H91V150H90V148L88 147V148H86L82 153ZM250 154V153H249ZM248 154V155H249ZM254 154V153H253ZM258 154V156L259 155H262V153H257ZM253 156V155H252ZM236 157V156H235ZM239 157V156H238ZM250 157H251V155H250ZM255 157V156H254ZM254 157H253V160H254ZM256 157H257V155H256ZM68 158V157H67ZM263 158V157H262ZM59 159H60V167H59V171H60V173H61V175H62V173H64V172H68V171H71V169H73V162H71V161H69V158H68V160L66 159V158H64V156L62 157L61 155H60V157H59ZM233 159V158H232ZM237 158H235V160H236ZM239 159V158H238ZM246 159V158H245ZM250 159V158H249ZM255 159H258V158H255ZM177 160V159H176ZM261 160V157H260V159L258 160V161H260ZM240 161H241V158H240ZM240 161L238 160V162H239V164H240ZM243 161H245V160H243ZM242 161V162H243ZM251 161H252V159H251ZM257 161V160H256ZM176 163H180L179 161L177 162V161H175ZM238 162H236V163H238ZM168 163V162H167ZM259 163V162H258ZM177 164V166L179 167L180 166V164L178 165ZM220 164V163H219ZM246 164H248V157H247V162H246ZM168 165V164H167ZM213 165V167H215L214 166V164H212ZM241 165V164H240ZM239 165V166H240ZM243 165V164H242ZM256 165V164H255ZM254 165V166H255ZM248 166V165H247ZM246 166V167H247ZM219 167V166H218ZM218 167L217 168H213L212 170H211V172H213V170H214V172H218ZM256 167V166H255ZM254 167V168H255ZM141 168V167H140ZM212 168V167H211ZM147 169V168H146ZM149 169V168H148ZM169 171H168V173H167V175L165 176V177H163L164 179V182L167 184V185H169L170 186V188H171V191L173 192V191H176V190H181V188L185 185V184H183L184 182H185V178H186V176H185V173L184 174H182L183 172V170L181 171V172H179L178 170H177V167H176V164L174 165V164H170L169 165ZM234 169H235V167H234ZM234 169H233V172H235L234 171ZM194 170V169H193ZM238 170V169H237ZM244 170H246V169H244ZM254 170V169H253ZM257 170V169H256ZM231 171H232V169H231ZM240 171H242L241 173L242 174H245V173H243V169L241 170L240 169ZM264 171V170H263ZM263 171H262V173H263ZM58 172V171H57ZM148 172V171H147ZM237 172V171H236ZM253 171H249V173H252ZM59 173V172H58ZM67 174V173H66ZM65 174V175H66ZM215 174V173H214ZM253 174V173H252ZM250 175L251 177H253V175ZM260 174V173H259ZM60 175V176H61ZM216 175H218V173H216ZM231 175V172H230V168L228 169V168H226V167H224L223 166V168H221V178L219 179L220 180V182H218V184H205V187H206V189L207 190H209L210 191V194L212 195V194H215L216 195V197H217V195H221V197H223V199L225 198L226 200H228L229 199V197H231L230 195H228V186L231 184V183H229V178H232V177H229ZM236 175V174H235ZM240 175V174H239ZM247 175V174H246ZM245 175V176H246ZM63 176V175H62ZM191 176H193V174L191 173ZM242 176V175H241ZM244 176V175H243ZM260 176V175H259ZM264 175H262V177H263ZM235 177V176H234ZM261 177V178H262ZM191 178V177H190ZM193 178V177H192ZM191 178V179H192ZM240 178V177H239ZM242 178H244V177H242ZM247 178H249V176L247 177ZM254 178V177H253ZM190 179V180H191ZM255 179V178H254ZM155 180V179H154ZM161 180H162V178H161ZM189 180V179H188ZM187 180V181H188ZM238 180V179H237ZM263 180V179H262ZM194 180H191V182H193ZM199 181V180H198ZM197 181V182H198ZM264 181V180H263ZM157 182V185H158V181L157 180H155V183ZM161 182V181H160ZM164 182L162 183L161 182V184H163L164 185ZM231 182V181H230ZM188 183L189 182H187V185H188ZM203 183V182H202ZM202 183H200V184H202ZM262 183V182H261ZM154 184V183H153ZM192 184V183H191ZM190 183H189V186L188 187H190L191 188V185ZM196 184V183H195ZM197 184H199V182L197 183ZM233 184H235L236 185V182L234 181L233 182ZM238 184H239V181H238ZM186 185V186H187ZM203 185V184H202ZM202 185H199V186H202ZM153 186H155V185H153ZM159 187H160V185H158ZM158 186H155V187H158ZM185 186V187H186ZM237 186V185H236ZM241 186V185H240ZM158 187V188H159ZM237 187H239V185L237 186ZM236 187V188H237ZM263 187H264V184H263ZM162 188V187H161ZM189 188V189H190ZM193 188V187H192ZM244 188V187H243ZM203 189V188H202ZM185 190V189H184ZM201 190V189H200ZM208 191V192H209ZM241 191V190H240ZM243 191V193L245 194V192H244V189L242 190ZM252 191V190H251ZM160 192V191H159ZM183 192V190H181V193ZM230 192V191H229ZM247 192H248V190H247ZM249 192H250V190H249ZM162 193V192H161ZM192 193H193V191H192ZM197 193H199V190H198V192ZM175 194V193H174ZM173 194V195H174ZM190 194V193H189ZM199 194H201V192L199 193ZM184 195H186L185 193H184ZM183 195V196H184ZM204 195V194H203ZM209 195V194H208ZM246 195V194H245ZM249 195V194H248ZM251 195V194H250ZM199 196V195H198ZM210 196V195H209ZM172 197V196H171ZM174 197V196H173ZM179 197H180V195H179ZM179 197H178V199H179ZM221 197H220V200L222 201V199H221ZM212 198V197H211ZM210 198V199H211ZM191 199V197H189L188 196V194H187V197L185 198V200H190ZM198 199V198H197ZM214 199V198H213ZM218 199V198H217ZM231 199H233V200H235L234 198H230L229 200L230 201H232L233 202V200H231ZM237 199H240V198H237ZM203 200V199H202ZM205 200V199H204ZM203 200V201H204ZM226 200L224 201V203L226 202ZM228 200V201H229ZM181 201V200H180ZM179 201V202H180ZM201 201V200H200ZM238 201V200H237ZM158 202V201H157ZM156 201H155V203L154 204H156L157 203ZM176 202V201H175ZM188 202V201H187ZM191 202V201H190ZM195 202V201H194ZM209 202V201H208ZM215 202H216V200H215ZM215 202H214V204H215ZM231 202V203H232ZM162 203V202H161ZM217 203H218V201H217ZM227 203V202H226ZM225 203V204H226ZM233 203H236L235 201L233 202ZM249 204V203H248ZM157 205V204H156ZM180 205V204H179ZM187 205V204H186ZM193 205V204H192ZM204 205V204H203ZM221 205V204H220ZM219 205V206H220ZM227 205V204H226ZM230 205V204H229ZM183 206V205H182ZM190 206V205H189ZM207 206V205H206ZM231 206H232V204H231ZM196 207V206H195ZM204 207H205V205H204ZM221 207V206H220ZM219 207V208H220ZM227 207H228V205H227ZM246 207V206H245ZM187 208V207H186ZM211 208H213V205H212V207ZM216 208H217V206H216ZM219 208H217V209H219ZM231 208V207H230ZM168 209H170V207L168 208ZM181 209H183V208H181ZM221 209V208H220ZM225 209V208H224ZM238 209H240V208H238ZM165 210V209H164ZM186 210V209H185ZM187 210H189L188 208H187ZM206 210V209H205ZM196 211V210H195ZM240 211H245V209L244 210H240ZM190 212H191V209H190ZM199 212V211H198ZM204 212V211H203ZM206 212H208V210L206 211ZM246 212V211H245ZM197 213V212H196ZM191 214H193V211H192V213ZM200 214V213H199ZM211 214H212V212H211ZM211 214H210V212H209V216H208V221L210 220V217H211ZM186 215H188V212H187V214ZM214 215H216V214H214ZM184 216V215H183ZM194 216V215H193ZM193 216H191V218H193ZM205 216H206V214H205ZM205 216H204V219H205ZM213 216V215H212ZM216 216H218V214L216 215ZM245 216H246V213H245ZM248 216H249V214H248ZM166 217V218H165ZM165 217H163L164 218V221H165V219L167 220V216H165ZM171 217H173V216H171ZM216 218V217H215ZM250 218V217H249ZM249 218H248V220H249ZM170 219V218H169ZM180 219V218H179ZM245 219H247V218H245ZM183 220V219H182ZM187 220V219H186ZM212 220V219H211ZM215 219H213L212 221H214ZM219 220V219H218ZM244 220V219H243ZM183 221H185V220H183ZM183 221L181 222V224H183ZM211 221V222H212ZM220 221V220H219ZM254 220H252V222H253ZM171 222V221H170ZM217 222V221H216ZM245 222H246V224H244V225H247V223H248V225L250 224L249 223V221L247 222L246 220H245ZM255 222V221H254ZM168 223V222H167ZM172 223V222H171ZM185 223V222H184ZM188 223V222H187ZM190 223V222H189ZM203 223H204V221H203ZM210 223V222H209ZM192 224V223H191ZM194 224V223H193ZM196 224H198V223H196ZM171 225V224H170ZM180 225V224H179ZM204 224H200V228L199 229H202V228H204V226H203ZM212 225V224H211ZM221 225H222V222H221ZM252 225V224H251ZM181 226V225H180ZM201 226H203V227H201ZM210 226V225H209ZM220 226V225H219ZM253 226H255V223H254V225ZM252 226V227H253ZM193 227V226H192ZM196 227V226H195ZM198 227V226H197ZM243 227V226H242ZM247 228H248V226H246ZM250 227V226H249ZM70 228V227H69ZM69 228H67V229H69ZM214 228H215V224H214ZM251 228V227H250ZM170 229V228H169ZM184 229V228H183ZM193 229V228H192ZM198 229V231H201V230H199ZM211 229H212V227H211ZM217 229V228H216ZM244 229H245V227H244ZM244 229H242V230H244ZM249 229V228H248ZM261 229H262V227H261ZM261 229H259V231H256V232H261ZM189 230V229H188ZM69 231H70V229H69ZM183 231V230H182ZM214 231V230H213ZM184 232V231H183ZM182 232V233H183ZM189 232H190V230H189ZM193 232H195V231H193ZM210 232V231H209ZM243 232V231H242ZM248 232V231H247ZM253 232V231H252ZM264 232V231H263ZM188 233V232H187ZM253 233H255V232H253ZM252 233V234H253ZM180 234H181V231H180ZM201 234V233H200ZM206 234H208V233H206ZM262 233H260V235H261ZM183 235V234H182ZM188 235H190V233L188 234ZM255 235V234H254ZM206 236V235H205ZM253 236V235H252ZM259 236V235H258ZM257 236V237H258ZM167 237V236H166ZM186 237H187V235H186ZM196 237H198V236H196ZM256 237V236H255ZM261 237V236H260ZM192 238H193V234H192ZM195 238V237H194ZM253 237H251V239H252ZM259 238V237H258ZM262 238H264V237H262ZM210 239H211V237H210ZM215 239V238H214ZM218 239V238H217ZM260 239V238H259ZM168 240V239H167ZM171 240V239H170ZM169 240V241H170ZM177 240V239H176ZM193 240V239H192ZM207 240V239H206ZM168 241V242H169ZM182 241V240H181ZM185 241H186V239H185ZM199 241H200V239H199ZM258 241L259 240H257V242H256V240H255V244H259L258 243ZM260 241H262L261 239H260ZM177 242H178V240H177ZM189 242V241H188ZM193 242V241H192ZM250 242H251V240H250ZM166 243H167V241H166ZM199 243V242H198ZM202 243V242H201ZM263 243V245H264V242H262ZM261 243V244H262ZM88 244V243H87ZM181 244H182V242L180 243V248H181ZM214 244H215V242H214ZM253 244V243H252ZM87 247V246H86ZM88 247H89V245H88ZM185 247V246H184ZM190 247V246H189ZM195 247H196V245H195ZM263 247V246H262ZM262 247L260 248V246L259 247H257L256 246V248H260V249H262ZM85 248V247H84ZM171 248V247H170ZM192 248V247H191ZM83 249V248H82ZM87 249V248H86ZM183 249V248H182ZM189 249V248H188ZM162 250V249H161ZM202 250V249H201ZM258 250V249H257ZM81 251V250H80ZM83 251V250H82ZM165 251V250H164ZM176 251V250H175ZM87 252V251H86ZM162 252H163V250H162ZM179 252V251H178ZM189 252H191V251H188V255H189ZM193 252V251H192ZM195 252V251H194ZM199 252H200V249H199ZM261 252H262V250H261ZM260 252V253H261ZM89 253V252H88ZM164 253V252H163ZM180 253H181V251H180ZM183 253H184V251H183ZM206 253V252H205ZM82 254V253H81ZM160 254V253H159ZM171 254H173V253H171ZM83 255V254H82ZM164 255H165V253H164ZM164 255H162V256H164ZM195 255V254H194ZM85 256H87V255H85ZM90 256V255H89ZM162 256H160V257H162ZM180 256H181V254H180ZM186 256V255H185ZM196 256V255H195ZM199 256V255H198ZM204 256V255H203ZM88 257V256H87ZM175 257V256H174ZM192 257V256H191ZM194 257V256H193ZM260 257H262L263 258V256H259V258ZM89 258V257H88ZM171 258H173V257H171ZM199 258V257H198ZM234 258V257H233ZM261 258V260H263L264 261V258L262 259ZM181 259V258H180ZM189 259V258H188ZM187 259V261H189ZM235 259V258H234ZM233 259V260H234ZM11 260V259H10ZM185 260V259H184ZM192 260H194V258L192 259ZM202 260V259H201ZM206 260V259H205ZM204 260V261H205ZM177 261V260H176ZM198 262H199V264H200V261L199 260H197ZM207 261V260H206ZM263 261H262V263H263ZM15 262V261H14ZM49 262H50V260H49ZM173 262V261H172ZM193 263L192 264H197V262L196 263H194V261H192ZM203 262V261H202ZM232 263V262H231ZM235 263V262H234ZM15 264V263H14ZM202 264H204V262L202 263ZM205 264H206V262H205ZM207 264H209V263H207Z\"/></svg>",
	"mask_w": 264,
	"mask_h": 264
},
{
	"label": "clouds",
	"instance_id": "3",
	"mask_svg": "<svg viewBox=\"0 0 264 264\" xmlns=\"http://www.w3.org/2000/svg\"><path fill=\"white\" fill-rule=\"evenodd\" d=\"M105 43H110V41H105ZM116 204H117V208H118V211L120 213H125L127 211V208H128V205H127V201L125 199H118L116 201ZM98 243V242H97ZM103 250V245H100L99 249H94L93 250V256H95L97 254L98 251H102Z\"/></svg>",
	"mask_w": 264,
	"mask_h": 264
},
{
	"label": "snow or ice",
	"instance_id": "4",
	"mask_svg": "<svg viewBox=\"0 0 264 264\" xmlns=\"http://www.w3.org/2000/svg\"><path fill=\"white\" fill-rule=\"evenodd\" d=\"M163 2V0H161V3ZM103 127V126H102ZM69 131H71V129H69ZM32 141H30V143H31ZM77 147H79V145H77Z\"/></svg>",
	"mask_w": 264,
	"mask_h": 264
}]
</instances>
